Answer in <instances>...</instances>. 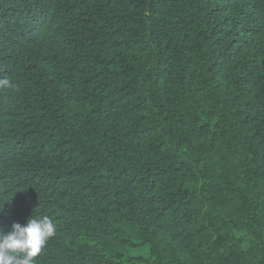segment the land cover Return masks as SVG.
<instances>
[{"label": "trees", "instance_id": "1", "mask_svg": "<svg viewBox=\"0 0 264 264\" xmlns=\"http://www.w3.org/2000/svg\"><path fill=\"white\" fill-rule=\"evenodd\" d=\"M0 79L36 264H264V0H0Z\"/></svg>", "mask_w": 264, "mask_h": 264}, {"label": "clouds", "instance_id": "2", "mask_svg": "<svg viewBox=\"0 0 264 264\" xmlns=\"http://www.w3.org/2000/svg\"><path fill=\"white\" fill-rule=\"evenodd\" d=\"M9 79H0V89H13ZM0 211V215L5 213ZM57 225L48 215H32L21 225L14 223L10 231L0 229V264H36L48 241L55 236Z\"/></svg>", "mask_w": 264, "mask_h": 264}, {"label": "rangeland", "instance_id": "3", "mask_svg": "<svg viewBox=\"0 0 264 264\" xmlns=\"http://www.w3.org/2000/svg\"><path fill=\"white\" fill-rule=\"evenodd\" d=\"M129 252L133 256L137 257H143L145 259H148L150 257V249L149 247L141 248V249H129Z\"/></svg>", "mask_w": 264, "mask_h": 264}]
</instances>
